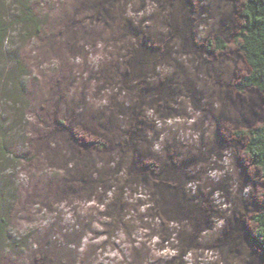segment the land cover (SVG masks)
<instances>
[{
	"label": "rangeland",
	"instance_id": "1",
	"mask_svg": "<svg viewBox=\"0 0 264 264\" xmlns=\"http://www.w3.org/2000/svg\"><path fill=\"white\" fill-rule=\"evenodd\" d=\"M30 3L38 31L0 0L4 60L22 68L21 95L0 85V111L25 135V158L4 170L10 227L27 243L1 263L259 264L264 179L234 132L264 120V96L233 87L247 69L238 3ZM215 34L226 51L204 45Z\"/></svg>",
	"mask_w": 264,
	"mask_h": 264
},
{
	"label": "trees",
	"instance_id": "2",
	"mask_svg": "<svg viewBox=\"0 0 264 264\" xmlns=\"http://www.w3.org/2000/svg\"><path fill=\"white\" fill-rule=\"evenodd\" d=\"M13 1L20 8L15 24L21 26L27 25L26 23L33 24L35 31H38L41 24L36 22L30 0ZM234 1L238 3V8L235 12L236 31L232 41L247 69L233 83V87L238 92L253 88L264 96V0ZM8 29L9 23L0 6V83H2L0 85H3L4 88L7 83L16 86V92L21 95L22 88L17 82L19 78L16 80L15 73L17 74V70H22V68H20L17 60V66L15 64V66L8 68V62L4 60L6 58L3 47L8 37ZM204 45L212 52H224L229 47L228 41L220 34L206 37ZM22 104L24 105L23 102ZM22 104L21 112H23ZM15 125L14 120L10 121V117L6 118L0 111V264H2L3 255L10 251H19L27 245L25 237L14 233L10 227L9 213L15 200L16 189L11 181H6L7 177L4 171L5 169L7 171L13 170L21 159L25 158L16 153L14 149L15 144L22 142L21 145H23L25 140L24 134L20 136V133L15 131L18 130ZM234 134L245 136L244 152L250 163L259 170L264 179V120L252 128L235 130ZM82 139L96 146L98 150L106 147V142L101 138L99 140L92 137ZM6 186H8L7 192ZM262 196L263 205L261 209L251 216L255 225L256 244L262 256L259 264H264V190ZM8 199L9 201L6 202Z\"/></svg>",
	"mask_w": 264,
	"mask_h": 264
}]
</instances>
